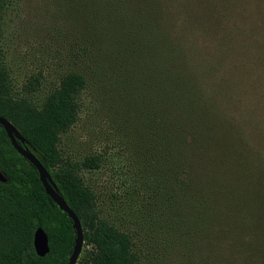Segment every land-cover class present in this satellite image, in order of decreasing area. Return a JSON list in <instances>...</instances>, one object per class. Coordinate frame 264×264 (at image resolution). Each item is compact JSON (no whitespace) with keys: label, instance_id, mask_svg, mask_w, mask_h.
I'll list each match as a JSON object with an SVG mask.
<instances>
[{"label":"trees","instance_id":"16d2710c","mask_svg":"<svg viewBox=\"0 0 264 264\" xmlns=\"http://www.w3.org/2000/svg\"><path fill=\"white\" fill-rule=\"evenodd\" d=\"M61 2L63 19L87 40L76 57L87 56L96 69L84 61L88 71L65 74L37 107L14 90L0 46V117L17 129L21 146L38 158L78 218L83 249L76 264L138 262L131 234L100 216L80 176L98 169L101 156L71 163L58 147L78 119L87 74L110 78L125 115L133 114L145 150L142 170L155 178L163 205L176 204L181 220L175 222L185 220V232L197 238L201 263L264 264V43L235 42L229 33L195 46L184 26L202 18L204 0ZM8 3L0 0V37ZM0 172L6 178L0 264H67L76 239L72 221L1 125ZM37 228L48 239L44 257L33 247Z\"/></svg>","mask_w":264,"mask_h":264},{"label":"rangeland","instance_id":"374dc122","mask_svg":"<svg viewBox=\"0 0 264 264\" xmlns=\"http://www.w3.org/2000/svg\"><path fill=\"white\" fill-rule=\"evenodd\" d=\"M61 5V0H9L4 11L0 46L12 86L37 107L65 74L88 71L84 61L96 69L87 56L76 57L87 40L63 19ZM200 10L202 18L184 26L194 34L190 41L195 46L229 33L235 42L264 43V0H204ZM99 40L100 49L95 46L104 49ZM94 59L102 64L101 56ZM86 77L77 97L78 119L60 135L63 159L77 163L89 155L101 156L98 169H83L80 176L95 194L100 216L131 234L137 264H202L197 238L185 232V220L175 222L181 220L176 204L163 205L161 194L154 192L155 178L142 170L145 150L136 119L132 113L125 115L127 108L112 89V80Z\"/></svg>","mask_w":264,"mask_h":264},{"label":"water","instance_id":"95a60500","mask_svg":"<svg viewBox=\"0 0 264 264\" xmlns=\"http://www.w3.org/2000/svg\"><path fill=\"white\" fill-rule=\"evenodd\" d=\"M0 125L3 127L14 150L36 169L39 181L41 182L46 195L49 196L57 207L71 219L72 227L76 233V239L72 254L69 257L67 264H76L83 247L82 228L78 218L58 194L55 184L52 182L50 175L41 165L38 158L28 148H23L21 146L24 143V139L17 129L9 121L2 117H0ZM0 183H6V178L1 172ZM33 247L38 257H44L49 251L47 235L41 228H37L34 232Z\"/></svg>","mask_w":264,"mask_h":264}]
</instances>
